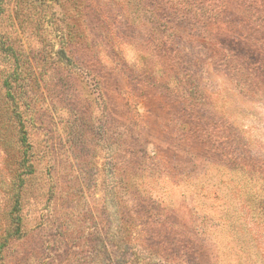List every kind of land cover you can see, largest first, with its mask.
<instances>
[{"label": "rangeland", "instance_id": "obj_1", "mask_svg": "<svg viewBox=\"0 0 264 264\" xmlns=\"http://www.w3.org/2000/svg\"><path fill=\"white\" fill-rule=\"evenodd\" d=\"M17 1L34 174L1 264H264V0Z\"/></svg>", "mask_w": 264, "mask_h": 264}, {"label": "trees", "instance_id": "obj_2", "mask_svg": "<svg viewBox=\"0 0 264 264\" xmlns=\"http://www.w3.org/2000/svg\"><path fill=\"white\" fill-rule=\"evenodd\" d=\"M28 1L32 4L40 6H48L52 3L58 4L59 0H19L15 16L19 19L20 23L23 21V9L18 5H28ZM79 1H76V6H81ZM2 0H0V6ZM22 6V7H23ZM2 10L0 9V12ZM0 55L4 56L10 63L4 62L3 69L4 75L0 81V146L3 148L4 154H7V162H10L8 171V180L13 186L12 193L7 198L9 203L8 209L4 216V221H0V264L3 260V252L12 240H17L23 237V217L21 216V202L23 199L21 189L25 186L34 174V165L32 162L33 154L31 146L28 143V137L25 127L24 114L16 99L13 87L20 85L23 80V54L16 50L12 43L8 41L4 35H0ZM7 134L10 138L7 139ZM17 148V151L11 155L9 148ZM11 155V156H10ZM9 156V157H8ZM112 204L113 201L111 200ZM109 202V203H111ZM6 205V204H5ZM105 206V211H106ZM124 216V214H123ZM126 225V220L121 215L116 217L111 216V221L108 223V229L122 227ZM105 231V250L106 247L116 249L113 257H119L120 247L122 243V234L117 231L109 235ZM106 252V251H105ZM106 254H109L108 252Z\"/></svg>", "mask_w": 264, "mask_h": 264}]
</instances>
